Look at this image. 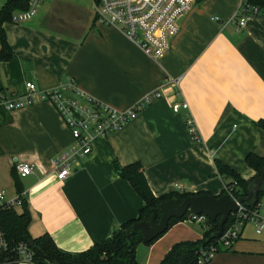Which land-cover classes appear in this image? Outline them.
I'll return each instance as SVG.
<instances>
[{
  "label": "crops",
  "instance_id": "1",
  "mask_svg": "<svg viewBox=\"0 0 264 264\" xmlns=\"http://www.w3.org/2000/svg\"><path fill=\"white\" fill-rule=\"evenodd\" d=\"M7 1L0 0V11ZM245 2L197 1L159 61L118 27L97 23L95 0H46L33 20L4 24L14 57L0 62V91L10 99L27 96V82L39 92L66 89L69 96L74 82L119 111L150 93L162 95L120 130L98 137L62 181L55 160L73 138L55 106L39 101L8 111L0 105V191L8 201L25 200L32 238L48 235L62 252L80 255L135 219L144 202L115 163L140 164L156 197L220 196L226 186L216 159L246 181L257 176L246 158H264V130L257 125L264 120V18L250 17L239 28L233 18ZM177 102L187 103L189 112L175 113ZM188 115L199 141L189 132ZM21 163L33 173L21 177ZM15 210L21 214L24 207ZM206 230L202 223L178 222L153 244L140 243L137 263L160 264L175 244L199 241ZM207 264H264V231L247 224L233 247Z\"/></svg>",
  "mask_w": 264,
  "mask_h": 264
},
{
  "label": "built area",
  "instance_id": "2",
  "mask_svg": "<svg viewBox=\"0 0 264 264\" xmlns=\"http://www.w3.org/2000/svg\"><path fill=\"white\" fill-rule=\"evenodd\" d=\"M45 1L28 0L26 10L15 11L11 22L20 24L33 20ZM196 2L197 0H95V20L106 27H118L149 57L159 61L169 50L171 40L178 35L180 21ZM250 17L264 18V8L245 2L234 16L233 22L239 28H243ZM26 88L27 96L14 99H10L7 91H0V105L8 111L21 109L39 101H49L55 106L73 138L71 147L55 160L57 178L61 181L71 174V166L77 159L91 154L98 137H106L120 130L136 119L141 111L162 97L160 92H153L130 109L119 111L81 92L74 82L69 85L74 96H69L66 89L39 92L33 82H27ZM172 110L175 113L182 111L188 113L189 106L187 103L177 102L173 104ZM187 126L195 141H199L195 121L190 115L187 116ZM16 170L21 177L33 173L32 166L27 163L18 164ZM178 190H181V187H178ZM22 206L20 198L8 201L4 192L0 191V207L17 209ZM233 215L236 216L235 222L220 238L223 249L233 247V244L241 238L247 224H254L257 234L264 231L263 204L253 212H249L243 204H240L239 211ZM207 219L204 215L193 214L188 221L205 224ZM215 254L216 249L212 248L209 253L203 255L200 263L210 261ZM0 264L39 263L35 260L34 251L28 244L12 245L0 225Z\"/></svg>",
  "mask_w": 264,
  "mask_h": 264
},
{
  "label": "trees",
  "instance_id": "3",
  "mask_svg": "<svg viewBox=\"0 0 264 264\" xmlns=\"http://www.w3.org/2000/svg\"><path fill=\"white\" fill-rule=\"evenodd\" d=\"M197 1L200 2L204 0ZM248 3L264 8V0H248ZM27 4L28 0H9L0 11V62H8L14 57L13 49L7 40L4 24L6 22H11L12 14L15 11L26 10ZM257 125L264 130V120L259 121ZM215 164L217 171L224 180L226 186L225 191H223L220 196H216V198L228 195L242 201L243 206L249 212L256 211L264 199V185L261 187L258 197H255V195L252 194L253 181L262 176L264 158L254 154L247 156L246 164L257 172V176L250 181L244 180L236 171L229 168L218 159L215 160ZM114 167L117 174L132 185L135 192L143 200L144 205L139 211L138 216L125 223L119 231L113 234V236L97 243L91 249L80 255L64 253L48 235L40 238L31 237L28 231L31 216L25 200L20 197L23 203L22 207H24V211L21 214H18L15 209L0 207V225L5 231L8 241L12 245L19 243L28 244L34 251L35 260L39 264H138L136 247L140 243L151 245L163 234L151 243H146L143 240L141 232L135 229V225L140 222H149L154 211H157L159 218L161 215L160 206L163 202L174 199L182 202L187 197L193 195L175 193L156 197L147 183L143 168L140 164L133 163L123 167L120 164L115 163ZM16 187L18 192H21L22 188L19 182H16ZM198 195H203V193ZM193 214H195L193 211H189L182 219L171 220L168 230L178 222L187 221ZM235 220L236 216L231 215L225 225V231L233 225ZM220 221V217L215 222L207 219L205 223V225H207V230L201 240L194 242L185 241L175 244L160 264L209 263L211 260L205 263H200L203 255L209 253L212 248L216 249V254L223 249L220 243L221 239L216 237Z\"/></svg>",
  "mask_w": 264,
  "mask_h": 264
},
{
  "label": "water",
  "instance_id": "4",
  "mask_svg": "<svg viewBox=\"0 0 264 264\" xmlns=\"http://www.w3.org/2000/svg\"><path fill=\"white\" fill-rule=\"evenodd\" d=\"M263 185L264 168L262 176L253 181L252 194L255 197H258ZM240 204H242V201H237L228 195L220 198L209 194L193 195L187 197L182 202L174 199L161 204V215L159 218L157 211H154L149 222H140L135 225V229L141 232L143 240L146 243H151L168 230L171 220L182 219L189 211H193L197 215L206 216L212 222H215L220 217L221 221L216 237L221 238L225 231L226 223L231 215L239 211Z\"/></svg>",
  "mask_w": 264,
  "mask_h": 264
},
{
  "label": "rangeland",
  "instance_id": "5",
  "mask_svg": "<svg viewBox=\"0 0 264 264\" xmlns=\"http://www.w3.org/2000/svg\"><path fill=\"white\" fill-rule=\"evenodd\" d=\"M262 202H263V206H264V199H263V201H262Z\"/></svg>",
  "mask_w": 264,
  "mask_h": 264
}]
</instances>
